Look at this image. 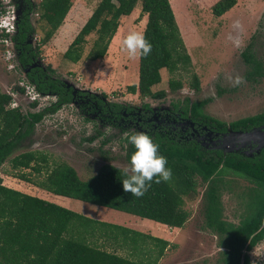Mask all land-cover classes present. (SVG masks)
Here are the masks:
<instances>
[{"label":"trees","instance_id":"16d2710c","mask_svg":"<svg viewBox=\"0 0 264 264\" xmlns=\"http://www.w3.org/2000/svg\"><path fill=\"white\" fill-rule=\"evenodd\" d=\"M13 1L17 10V33L11 39L17 68L21 71L30 69L26 80L42 98H48V102L39 109L37 102L32 103L30 109L34 111L22 113L19 108L10 109L11 97L0 92V171L8 164V176L38 189L170 229L184 227L189 219V213L183 208L184 198L195 195L198 185L203 183L206 185L207 225L222 236L223 264H241L244 249L242 264H251L249 252L264 241V148L253 157L233 153L222 155L221 152L208 154L193 142L178 143L155 134L152 139L159 145V153L167 158V167L173 175L169 182L153 183L142 198L123 191V170L111 164H103L94 176L82 181L71 166L52 163L44 152L24 151L14 155L31 142L39 123L81 97H87L86 109L90 112L99 110L113 119H121L126 109L86 91L74 92L72 87L51 78L53 71L49 67V75L39 67L30 68L39 57L41 47L62 26L74 0H39L37 4L31 0ZM137 2L100 0L62 54L63 58L71 63L79 62L86 38L92 34L95 39L85 58L89 61L104 58L119 30L120 19L131 15ZM235 4L236 0H218L212 6V14L221 17ZM0 11H3L1 5ZM140 14L146 17L143 33L153 49L147 58H138L137 84L127 86L126 91L141 99H160L165 96V91L152 92V87L161 82L160 71L165 69L171 74L188 71L191 59L170 0H141ZM30 15L38 16L43 29V36L34 47L28 43L35 34ZM242 58L251 68L245 76L247 80L263 76L261 63L253 59L250 47L242 53ZM189 86L194 92L199 91L196 74H192ZM168 88L180 90L182 84L170 80ZM16 91L21 92V89ZM205 103L185 100L183 115H190L193 120L199 118L220 132H246L264 126V112L226 124L201 114ZM98 135L90 137L89 141L93 142ZM134 152V146L129 143L126 148L129 163ZM225 172L243 177L255 186L246 196L249 198L247 212L237 225L219 219L218 182ZM100 240L110 242L109 246L115 250L130 251L137 259L129 260L115 251L101 248L97 244ZM168 247L171 245L164 239L97 222L5 187L0 178V264H158Z\"/></svg>","mask_w":264,"mask_h":264},{"label":"rangeland","instance_id":"374dc122","mask_svg":"<svg viewBox=\"0 0 264 264\" xmlns=\"http://www.w3.org/2000/svg\"><path fill=\"white\" fill-rule=\"evenodd\" d=\"M31 1L34 4L39 2ZM99 1L74 0L62 26L41 47L37 63L46 72L48 67L53 71L50 77L63 83L68 80L78 88L77 91L92 93L107 103L120 104L135 111L149 105L153 112H164L161 117H166L164 114L172 111V105L182 106L185 100L189 103L206 101L201 113L224 123L264 112V0H236L235 6L221 17L213 16L211 11L218 0H170L181 38L191 59V67L188 71L179 70L173 74L165 69L160 71L161 82L152 87V92L165 91L161 99H141L137 94L126 91L127 86L137 84L138 58L129 59L121 51L120 41L131 31L143 33L146 17L140 14L141 0H138L131 15L120 19L119 30L112 38L104 58L96 61L85 58L95 39L93 34L86 38L79 62L71 63L63 58V51L71 36L78 33ZM31 23L35 34L30 42L36 46L43 36V29L37 15L32 16ZM237 41L239 46H236ZM248 47L253 59L262 66L263 76L254 80L245 77L251 68L245 64L242 53ZM2 53L3 48L0 46V92H13L22 80L23 71H8ZM192 74H196L199 79L198 92L190 89ZM236 75L244 77L246 83L233 87L228 77ZM170 80L179 81L182 88L170 91ZM15 97L22 113L34 111L30 109L23 93H17ZM87 104V97H81L72 106L67 105L63 111L46 117L36 126L31 142L14 155L24 151L44 152L52 163L71 166L82 181L94 176L106 163L121 170L128 167L130 163L126 159L128 145L124 141L125 133L131 135L139 132V129L133 123L113 119L99 110L90 112L86 109ZM186 121L194 125L190 120ZM260 132L264 136V127L260 128ZM94 135L98 136L90 142L89 138ZM210 140L220 145L224 153L235 151L248 157L256 155L263 142L257 138L243 139L231 132L220 136L218 141L217 138ZM8 173L9 166L5 164L0 171L3 185L22 193H33L32 185L14 179ZM218 186L219 219L237 225L246 215L249 202L246 196L255 186L231 172H225L220 177ZM35 189L46 201L90 219L132 229H145L149 234L150 229L163 232L164 235L154 237L168 241L171 247L166 249L158 264H223L222 236L207 225L206 185L203 183L198 185L195 195L184 198L183 208L189 213V219L181 229H167L149 220ZM122 255L126 256L124 253ZM249 256L251 264H264V241L253 248Z\"/></svg>","mask_w":264,"mask_h":264},{"label":"clouds","instance_id":"9594fccd","mask_svg":"<svg viewBox=\"0 0 264 264\" xmlns=\"http://www.w3.org/2000/svg\"><path fill=\"white\" fill-rule=\"evenodd\" d=\"M239 46V42H236ZM121 51L129 59L147 58L153 49L145 34L131 31L120 41ZM233 87L246 83L244 77L236 75L228 77ZM14 106V105H13ZM128 142L134 146L135 152L130 157V165L123 169L125 178L122 180L123 191L132 197L142 198L152 187V184L169 182L172 179V170L167 167L168 160L159 153V145L148 134L137 132L129 135L125 133Z\"/></svg>","mask_w":264,"mask_h":264},{"label":"flooded vegetation","instance_id":"af4514ba","mask_svg":"<svg viewBox=\"0 0 264 264\" xmlns=\"http://www.w3.org/2000/svg\"><path fill=\"white\" fill-rule=\"evenodd\" d=\"M9 7L12 8L14 14L16 15V20H17V10L15 8L16 6L13 0H10ZM32 16L33 15H30V21L32 20ZM16 20L14 21V24L16 23ZM16 33H17V30H15L14 34ZM28 43L32 45L30 40L28 41ZM32 46L34 47L35 45H32ZM37 59L38 58L34 60V63H33L34 66L31 65L30 68L39 67L43 69L40 65H38ZM17 70L19 71L21 69L17 68ZM43 70L45 71V69ZM29 71H30L29 68L23 69L22 77L27 79L28 78L27 74ZM46 74L49 75L48 72H46ZM183 105L182 106L172 105V111L170 113L164 114V116L166 117H163V116L161 117V115L164 112L162 114L153 112L149 105H144L142 107V110L137 109V111L125 107L126 110L123 112L122 114L123 117L120 120L133 123L139 129V132H144L152 138L154 137L153 135L157 134L159 136H164L178 143L193 142L195 144H198L200 148H202L208 154H215L216 152H221L222 155L231 154V153L240 154L235 151H230V152L228 151L224 153L223 150H221L220 145L211 143L212 141L210 140L212 138H217V141H218V138L222 135H226L229 132L235 133V132H240V131L233 132V131L227 130L226 132H220L214 127V125L208 124V123L206 124L204 123V121L200 120L199 118H197L196 120H193L190 115L184 116L183 111H182ZM70 106H72V104H70ZM63 110H64V107L59 109L58 112H61ZM207 117H210V116H207ZM186 120H190L194 124L193 125L194 127L190 125V123H188V121ZM214 120H217V119H214ZM250 131H246V132H250ZM126 138L127 136L124 138V141L127 143V145H129V142L128 140L126 141ZM179 139H181V141Z\"/></svg>","mask_w":264,"mask_h":264},{"label":"built area","instance_id":"2783aa9c","mask_svg":"<svg viewBox=\"0 0 264 264\" xmlns=\"http://www.w3.org/2000/svg\"><path fill=\"white\" fill-rule=\"evenodd\" d=\"M9 3L10 0H0V5L3 8V11H0V46L3 48L2 58L4 64L7 65L8 71H16L18 64L13 53V43L11 39L15 33L14 21L16 20V15L12 8L9 7ZM21 78L22 80L17 83V88L21 89V92L13 91L6 93L12 99L9 108H19V105L15 101L17 93H23L28 105L37 102L38 109L45 105L44 102L47 103L48 98H42L32 84H30L24 77ZM42 102L43 104H41Z\"/></svg>","mask_w":264,"mask_h":264},{"label":"crops","instance_id":"0c3cea01","mask_svg":"<svg viewBox=\"0 0 264 264\" xmlns=\"http://www.w3.org/2000/svg\"><path fill=\"white\" fill-rule=\"evenodd\" d=\"M69 13V12H68ZM133 13V12H132ZM68 15V14H67ZM75 36V35H74ZM74 36H71V40L69 41V43H68V45L71 43V41L73 40V38H74ZM60 37V36H59ZM68 45H67V47H68ZM67 47L65 48V50L67 49ZM65 50L63 51V53L65 52ZM137 81H138V79H137ZM3 184V183H2ZM5 186V185H4ZM5 187H7V186H5ZM8 188H11V189H14V188H12V187H8ZM36 187H34L33 186V189H34V191H33V193H27V192H24V194H26V195H29V196H31V197H35V198H37V199H40V200H43V201H45V202H48V203H51V202H49V201H46V198L45 197H43L42 195H40V194H38V192L36 191V189H35ZM14 190H16V189H14ZM39 190H41V189H39ZM17 191V190H16ZM43 191V190H42ZM20 192V191H19ZM46 192V191H45ZM22 193V192H21ZM56 196V195H55ZM64 198H66V197H64ZM45 199V200H44ZM73 200V199H72ZM77 201V200H76ZM51 204H53V203H51ZM85 204H87V203H85ZM54 205H56V206H59V205H57V204H54ZM94 206V205H93ZM59 207H61V206H59ZM61 208H63V207H61ZM103 208V207H102ZM65 209V208H64ZM68 210V209H67ZM70 211V210H69ZM115 211V210H114ZM72 212V211H71ZM75 213V212H74ZM122 213V212H121ZM77 214V213H76ZM78 215H80V214H78ZM81 216H83V215H81ZM132 216V215H131ZM83 217H85V216H83ZM85 218H88V217H85ZM138 218V217H137ZM88 219H90V218H88ZM141 219V218H140ZM91 220H93V219H91ZM145 220V219H144ZM94 221H97V222H101V223H106V222H102V221H98V220H94ZM152 222V221H151ZM155 223V222H154ZM106 224H111V223H106ZM156 224H158V223H156ZM111 225H116V224H111ZM158 225H161V226H163V227H167V226H165V225H162V224H158ZM117 226H120V227H123V228H127V227H124V226H121V225H117ZM133 227H130V228H127V229H130V230H133V231H136V232H139V233H142V234H145V235H150V236H157V235H164V233L163 232H157V231H155V230H152V229H150V231L149 230H147L146 229V231H149L150 232V234L149 233H146L145 232V229H137L136 227L134 228V229H132ZM141 228V227H140ZM167 229H168V227H167ZM170 229V228H169ZM158 238V237H157ZM97 244H98V246H100L101 248H102V246L104 247V249L105 250H107V251H115L118 255H120V256H123V257H126V258H128L129 260H136L137 258H136V256H132L130 253V251H128V252H126V251H124L123 249H119V248H117L116 250L115 249H113V247L111 246H109L110 245V242H104V240H100V241H98L97 242ZM115 247V246H114ZM119 253H121V254H119ZM122 253H124L126 256H124V255H122ZM130 255H131V257L132 258H130Z\"/></svg>","mask_w":264,"mask_h":264},{"label":"water","instance_id":"95a60500","mask_svg":"<svg viewBox=\"0 0 264 264\" xmlns=\"http://www.w3.org/2000/svg\"><path fill=\"white\" fill-rule=\"evenodd\" d=\"M34 66V65H33ZM64 83L67 87H72L74 92H76L78 90V88L73 85L72 83H70L68 80H64ZM264 127V126H263ZM251 132V133H250ZM250 132H235V133H232L234 135H238L240 137H242L243 139H249V140H252V139H261L263 142L262 144L259 146V149H258V152L257 154L260 152V150L262 148H264V136L261 134L260 132V128H256V129H253L252 131ZM230 152V151H229ZM248 157V156H247ZM245 253V249L244 251L242 252V258H241V264L243 263V255Z\"/></svg>","mask_w":264,"mask_h":264}]
</instances>
